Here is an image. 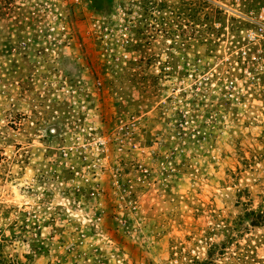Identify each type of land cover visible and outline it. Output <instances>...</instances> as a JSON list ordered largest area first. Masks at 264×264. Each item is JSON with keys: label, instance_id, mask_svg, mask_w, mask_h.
<instances>
[{"label": "rangeland", "instance_id": "374dc122", "mask_svg": "<svg viewBox=\"0 0 264 264\" xmlns=\"http://www.w3.org/2000/svg\"><path fill=\"white\" fill-rule=\"evenodd\" d=\"M264 0H0V264H264Z\"/></svg>", "mask_w": 264, "mask_h": 264}, {"label": "built area", "instance_id": "2783aa9c", "mask_svg": "<svg viewBox=\"0 0 264 264\" xmlns=\"http://www.w3.org/2000/svg\"><path fill=\"white\" fill-rule=\"evenodd\" d=\"M243 19L247 24L241 35L243 52L264 68V7L246 13Z\"/></svg>", "mask_w": 264, "mask_h": 264}]
</instances>
